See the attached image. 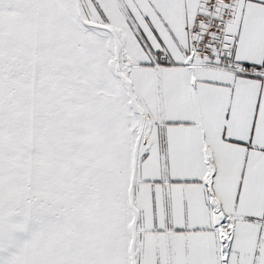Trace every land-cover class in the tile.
<instances>
[{"label": "snow or ice", "instance_id": "1", "mask_svg": "<svg viewBox=\"0 0 264 264\" xmlns=\"http://www.w3.org/2000/svg\"><path fill=\"white\" fill-rule=\"evenodd\" d=\"M0 264H264V0H0Z\"/></svg>", "mask_w": 264, "mask_h": 264}]
</instances>
